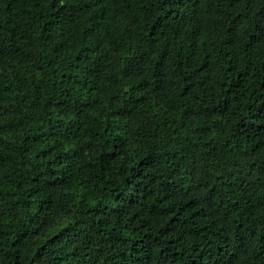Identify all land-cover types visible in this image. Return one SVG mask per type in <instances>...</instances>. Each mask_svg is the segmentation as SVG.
<instances>
[{
    "label": "trees",
    "instance_id": "trees-1",
    "mask_svg": "<svg viewBox=\"0 0 264 264\" xmlns=\"http://www.w3.org/2000/svg\"><path fill=\"white\" fill-rule=\"evenodd\" d=\"M0 264H264V0H0Z\"/></svg>",
    "mask_w": 264,
    "mask_h": 264
}]
</instances>
